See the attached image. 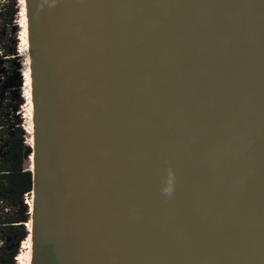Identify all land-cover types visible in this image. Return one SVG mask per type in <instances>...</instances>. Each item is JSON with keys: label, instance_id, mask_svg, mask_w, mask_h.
I'll return each instance as SVG.
<instances>
[{"label": "water", "instance_id": "obj_1", "mask_svg": "<svg viewBox=\"0 0 264 264\" xmlns=\"http://www.w3.org/2000/svg\"><path fill=\"white\" fill-rule=\"evenodd\" d=\"M25 4L31 264H264V0Z\"/></svg>", "mask_w": 264, "mask_h": 264}, {"label": "trees", "instance_id": "obj_2", "mask_svg": "<svg viewBox=\"0 0 264 264\" xmlns=\"http://www.w3.org/2000/svg\"><path fill=\"white\" fill-rule=\"evenodd\" d=\"M19 6L22 8L17 0H0V28L16 27ZM4 38L0 30V42ZM14 59H4L6 65L0 64V264H15L21 253L20 245L30 235L27 224L31 221V206L24 201L32 192V174L26 163L33 170L30 147L33 133L22 126L19 112L24 104L23 75L19 68H13ZM27 134L29 142H26Z\"/></svg>", "mask_w": 264, "mask_h": 264}, {"label": "rangeland", "instance_id": "obj_3", "mask_svg": "<svg viewBox=\"0 0 264 264\" xmlns=\"http://www.w3.org/2000/svg\"><path fill=\"white\" fill-rule=\"evenodd\" d=\"M18 1V5L22 4V8L19 6V10H21L20 14L18 13V15L16 16L15 19V23H16V27H12V28H0V30H2L5 34V38L2 42H0V64H4V59H14L13 61V68H19V72L20 75L22 76V88H21V95L23 97V101L24 104L21 106L20 108V117L22 119V126L23 128L32 132V120H31V115H30V111H29V106H28V101H29V97L27 95V79L24 76V71L27 69L26 67V52H25V42H24V36H25V28H24V19L22 16V12H23V7H24V0H17ZM21 8V9H20ZM17 41V43H16ZM13 54H16L15 56ZM7 60V61H8ZM26 80V83L24 82V78ZM25 96V97H24ZM29 138L30 136L27 134L26 137V142H29ZM26 163V168L30 167L31 164ZM31 200V196H26L25 197V203H27L26 201ZM26 227V224H25ZM6 249H8V244L6 245ZM23 245H20V249H19V253L23 252ZM20 253V254H21ZM22 262V261H21ZM26 262V261H25ZM20 263V261H16L15 259V264Z\"/></svg>", "mask_w": 264, "mask_h": 264}, {"label": "bare ground", "instance_id": "obj_4", "mask_svg": "<svg viewBox=\"0 0 264 264\" xmlns=\"http://www.w3.org/2000/svg\"><path fill=\"white\" fill-rule=\"evenodd\" d=\"M22 16L24 19V28H25V36H24V42H25V52H26V67L27 69L24 71V76L27 79V95H28V106H29V111H30V115H31V120H32V116H33V104H32V88H31V70H30V57H29V43H28V25H27V12H26V4H25V0H24V7H23V12H22ZM32 133H33V124H32ZM31 143L33 144V138L31 140ZM32 161H33V156H32ZM32 170V168H30ZM33 171V170H32ZM27 203L31 206V212H32V207H33V196L31 198V200H28ZM27 227L30 231V235L27 238V241L24 242L23 244V252L19 255V257L17 258L18 261H20V263L18 264H31V259H32V253H31V249H32V224L31 221L27 224ZM22 261V262H21ZM26 261V262H25Z\"/></svg>", "mask_w": 264, "mask_h": 264}, {"label": "built area", "instance_id": "obj_5", "mask_svg": "<svg viewBox=\"0 0 264 264\" xmlns=\"http://www.w3.org/2000/svg\"><path fill=\"white\" fill-rule=\"evenodd\" d=\"M27 202V201H26ZM28 205V203H26ZM29 206V205H28Z\"/></svg>", "mask_w": 264, "mask_h": 264}]
</instances>
